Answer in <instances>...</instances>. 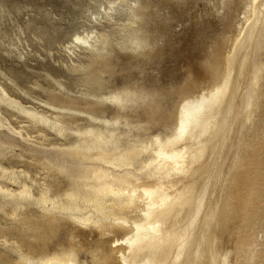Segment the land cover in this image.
<instances>
[{
	"label": "bare ground",
	"instance_id": "1",
	"mask_svg": "<svg viewBox=\"0 0 264 264\" xmlns=\"http://www.w3.org/2000/svg\"><path fill=\"white\" fill-rule=\"evenodd\" d=\"M190 1L124 0L122 44L76 35L78 97L40 86L47 100L26 107L0 86V130L42 147L53 133L90 164L0 152V264H264V0L238 1L239 32L206 75L166 86L151 68L161 12ZM110 4L109 19L125 10Z\"/></svg>",
	"mask_w": 264,
	"mask_h": 264
},
{
	"label": "rangeland",
	"instance_id": "2",
	"mask_svg": "<svg viewBox=\"0 0 264 264\" xmlns=\"http://www.w3.org/2000/svg\"><path fill=\"white\" fill-rule=\"evenodd\" d=\"M112 1L114 0H0V86L5 85L11 95L19 96L26 107H33L39 100H47L40 86L59 89L58 85L61 84L72 97H78L80 91L84 90L83 87L81 89L80 82L82 74L72 73L71 68L79 63L86 66L89 59L82 50H73L72 42L76 35L104 32L103 34H108L121 44L127 36L124 30L127 24V5L124 0ZM238 1L225 4L224 0H193L190 1L191 7H183L180 3L176 7L173 4L171 17L167 12L160 13L166 25H160L162 29H159L158 34L161 41L156 49L164 57L153 62L151 68L161 71L162 83L166 86L182 85L191 70L199 76L206 75L208 56L212 51L224 48L227 32L229 36H236L239 32L237 29L245 17V7L242 1L240 3L243 5ZM110 3L125 6L126 12L121 9V13H112L113 18L109 19L105 12L111 8ZM71 48L73 51L69 52L68 49ZM74 51L76 54H73ZM129 54L130 51L123 52L124 56ZM122 77L123 75H118L116 80L122 83ZM158 131L163 132L164 129L155 128L153 133ZM34 137L43 139L38 134H34ZM48 139L43 140L46 147H42L36 140L31 139L26 143L10 131L0 130V152L11 149L15 155L21 151L28 157L39 155L77 173L90 165L74 159L67 152L53 148L54 145L64 143V140L53 133ZM20 166L25 167L24 164ZM63 233L62 237L66 234Z\"/></svg>",
	"mask_w": 264,
	"mask_h": 264
}]
</instances>
